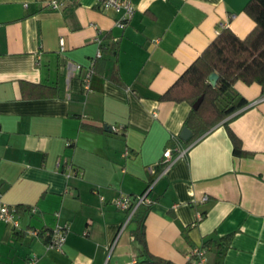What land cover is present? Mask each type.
<instances>
[{"label":"crops","instance_id":"obj_1","mask_svg":"<svg viewBox=\"0 0 264 264\" xmlns=\"http://www.w3.org/2000/svg\"><path fill=\"white\" fill-rule=\"evenodd\" d=\"M52 1L0 0V197L20 207L19 228L0 222V264H148L135 216L122 228L111 200L150 182L149 253L186 264L192 247L231 234L223 251L206 246L208 264H264L261 85L236 81L246 104L182 143L187 154L162 176L160 162L190 110L160 95L221 22L239 37L252 30L249 0H132L123 29L96 0ZM224 122L245 155L233 154ZM56 225L69 228L61 250L45 244Z\"/></svg>","mask_w":264,"mask_h":264},{"label":"trees","instance_id":"obj_2","mask_svg":"<svg viewBox=\"0 0 264 264\" xmlns=\"http://www.w3.org/2000/svg\"><path fill=\"white\" fill-rule=\"evenodd\" d=\"M244 11L254 22L252 30L246 36L239 37L228 27L221 28L201 54L160 95L161 100L185 101L190 105L183 128L189 129L191 135L186 140H182L178 135L173 137V145L190 143L246 104V100L233 90L236 81L240 80L245 84L257 83L264 89V0H249ZM211 74L215 75L214 84L209 79ZM54 93L50 91L46 95ZM201 95H203L201 103L194 108L193 103ZM224 124L232 142L233 154L245 155L240 139L226 122ZM149 206L151 204L135 215L136 228L133 233L143 245L142 262L175 264L149 253L146 249L144 218ZM16 208L17 211L20 210V207ZM230 239L231 234H228L218 240L209 239L203 245L206 247L215 243L216 247L223 251L229 245ZM186 264L190 263L187 261Z\"/></svg>","mask_w":264,"mask_h":264},{"label":"built area","instance_id":"obj_3","mask_svg":"<svg viewBox=\"0 0 264 264\" xmlns=\"http://www.w3.org/2000/svg\"><path fill=\"white\" fill-rule=\"evenodd\" d=\"M61 2L58 0H53L51 2L52 8H58L61 6ZM96 5L101 10H107L112 9L116 11L119 16L117 19H115V25L119 27L120 29H123L125 25L129 22L131 17L134 13V5L132 0H96ZM220 29L227 27L226 22H221L219 24ZM219 29V30H220ZM63 45V42H61V46ZM98 56H100V51L97 53ZM72 66L75 71H79L81 69V65L78 63H72ZM92 74V71H88L86 75H84L83 80L85 82H88L90 79V76ZM261 99H264V94H262ZM190 146H167L161 156L160 162L163 165V170L161 173L162 175H165L170 166L173 164V162L181 157H184L189 149ZM152 170V168H150ZM154 182L148 183L145 190L136 195V196H130L128 194H119L115 198L111 200V203L118 209L125 212V221L123 223L122 228L130 221L132 218L137 214L138 210L142 206H147L153 203V199L150 196V192L153 189ZM102 199V198H101ZM0 222L10 224L14 229L19 228L18 223V211L16 206L9 205L5 203L1 197H0ZM69 228L68 226H59L56 225L55 227L48 229L44 231V234L47 238L46 246L51 249H57L61 250L62 246L64 244L66 234L68 232ZM30 234L34 236H38V231L35 229H29L28 231ZM115 241L111 243L108 250V255L110 254L113 245ZM108 257V256H107ZM35 256L30 257L26 264H35ZM187 261L190 264H208L207 258H206V247L204 245H198L195 247H192L190 250ZM104 264H110L108 263L107 259L105 260ZM129 264H139L138 260L134 259Z\"/></svg>","mask_w":264,"mask_h":264},{"label":"water","instance_id":"obj_4","mask_svg":"<svg viewBox=\"0 0 264 264\" xmlns=\"http://www.w3.org/2000/svg\"><path fill=\"white\" fill-rule=\"evenodd\" d=\"M209 79H210V82H211L212 84L215 83V75H214V74H211V75L209 76ZM202 99H203V95L199 96V98H197V100L193 103V107H194V108H197V107L199 106V104L201 103ZM179 135H180V138H181L182 140H186V139H188L189 136L191 135V132H190L189 129H187L186 127H184V128H182V130H181V132H180Z\"/></svg>","mask_w":264,"mask_h":264}]
</instances>
